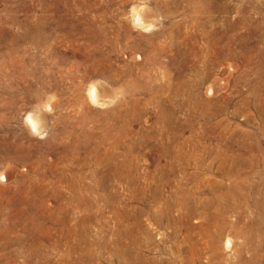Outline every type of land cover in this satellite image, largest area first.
I'll return each instance as SVG.
<instances>
[{"label":"rangeland","instance_id":"obj_1","mask_svg":"<svg viewBox=\"0 0 264 264\" xmlns=\"http://www.w3.org/2000/svg\"><path fill=\"white\" fill-rule=\"evenodd\" d=\"M258 144L264 0H0V264H264Z\"/></svg>","mask_w":264,"mask_h":264},{"label":"bare ground","instance_id":"obj_2","mask_svg":"<svg viewBox=\"0 0 264 264\" xmlns=\"http://www.w3.org/2000/svg\"><path fill=\"white\" fill-rule=\"evenodd\" d=\"M205 6L206 5H204L203 3H201V2H198V4H197V6H196V9L197 10H203L204 8H205ZM139 14V13H138ZM133 17V16H132ZM140 21H141V17H140ZM144 21V20H143ZM146 23H149V22H146ZM145 25H147V24H145ZM150 25V24H149ZM227 40V39H226ZM228 41V40H227ZM94 87V86H93ZM95 88V87H94ZM97 91H96V88H95V100L97 101ZM99 99V98H98ZM98 102V101H97ZM34 114V113H33ZM36 114V113H35ZM39 115V114H38ZM41 117V116H40ZM32 118L35 120V121H37L38 122V130H39V127L41 126V125H39L40 124V118L38 117V116H34V115H32ZM44 121V120H43ZM42 127V126H41ZM41 127H40V130H41ZM174 132V131H173ZM247 135V134H246ZM244 137H245V135H243ZM245 139V138H244ZM256 144V143H255ZM259 145V144H258ZM232 148V146H228V147H225L224 149H223V151L224 152H226V151H229V149H231ZM247 149V148H246ZM176 150V149H175ZM255 150V149H254ZM259 150V152L260 153H262V155L264 156V147H262L261 145H259L258 147H257V151ZM219 151V150H218ZM256 151V152H257ZM178 154H180L179 152H178ZM178 156V155H177ZM232 156V155H231ZM228 157V156H223V159H221L220 161V164H221V170H222V172L224 173V175L226 176V177H228V176H232V175H235V173L237 172V169L236 170H234L233 169V167L231 168V167H227V161L228 160H232V161H234V159L236 158L235 156H232V157ZM179 157V156H178ZM219 157H221V156H219ZM240 158V157H239ZM239 160H242V159H239ZM252 162V161H251ZM254 162V161H253ZM237 164V163H236ZM235 191V190H234ZM232 192V191H231ZM234 193V192H233ZM230 194V193H229ZM228 195V194H227ZM226 196V195H225ZM227 205V204H226ZM167 206V205H166ZM218 206V205H217ZM225 208V207H224ZM216 210H217V208H216ZM221 211H222V209H221ZM218 214V213H217ZM222 215V214H221ZM188 216V215H187ZM212 216V215H211ZM214 217V216H213ZM221 217H223V215L221 216ZM211 219V218H210ZM217 219V218H216ZM225 219V218H224ZM214 221V220H213ZM212 223V222H211ZM220 223V222H219ZM226 225H229V223H227V222H224L223 223V226L221 227V229L220 230H222V228H224V227H226ZM260 227V226H259ZM216 228V227H215ZM219 228V227H218ZM253 228H256V232H257V230H258V227H251V229H253ZM220 230H218V231H220ZM217 231V232H218ZM249 239V238H248ZM220 243V242H219ZM215 243H213V245H214ZM230 244H231V239L230 238H228L227 239V241H226V246H230ZM216 247L218 248V245H216ZM214 249V248H213ZM217 251V250H216ZM242 256V255H241ZM254 259V258H253Z\"/></svg>","mask_w":264,"mask_h":264},{"label":"clouds","instance_id":"obj_3","mask_svg":"<svg viewBox=\"0 0 264 264\" xmlns=\"http://www.w3.org/2000/svg\"><path fill=\"white\" fill-rule=\"evenodd\" d=\"M144 11V7L141 6L139 9H133L132 11V16H133V25L134 26H140L143 27L145 31H149L151 30L152 26L148 25L147 27H145L144 25L140 24V15L138 13H142ZM88 95L92 100L93 104H96V100H95V88L93 87L92 84H89L88 86ZM47 111H51L50 107L45 106ZM25 123L27 126L30 127V130L33 134L41 136V138H43V135L41 134V132L38 130V122L35 121L32 118V113H28L25 117ZM7 179L6 175H4L3 173H0V182H3Z\"/></svg>","mask_w":264,"mask_h":264}]
</instances>
